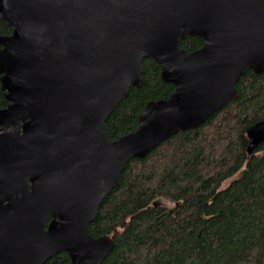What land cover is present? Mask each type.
Returning <instances> with one entry per match:
<instances>
[{"label":"water","instance_id":"water-1","mask_svg":"<svg viewBox=\"0 0 264 264\" xmlns=\"http://www.w3.org/2000/svg\"><path fill=\"white\" fill-rule=\"evenodd\" d=\"M0 264H101L113 249L88 225L129 160L200 126L264 72V0H0ZM185 36L201 39L193 51ZM173 86L115 140L105 122L142 61ZM246 153L264 120L246 129Z\"/></svg>","mask_w":264,"mask_h":264},{"label":"trees","instance_id":"trees-1","mask_svg":"<svg viewBox=\"0 0 264 264\" xmlns=\"http://www.w3.org/2000/svg\"><path fill=\"white\" fill-rule=\"evenodd\" d=\"M11 31L0 20V36ZM200 46L195 36L179 41L186 51ZM159 74L154 60L142 61L141 83L129 88L105 122L110 140L136 128L148 101L172 93ZM235 86L237 98L200 126L128 161L87 227L92 236L113 239L101 264H264V141L247 155L245 134L264 120V72L246 69ZM164 197L172 205L156 202ZM43 264L70 260L59 252Z\"/></svg>","mask_w":264,"mask_h":264},{"label":"rangeland","instance_id":"rangeland-1","mask_svg":"<svg viewBox=\"0 0 264 264\" xmlns=\"http://www.w3.org/2000/svg\"><path fill=\"white\" fill-rule=\"evenodd\" d=\"M228 182V181H227ZM226 182V183H227ZM225 183V184H226ZM224 184V185H225ZM156 202H158L159 204H161V205H164V206H170V205H172V202H171V200L169 199V198H167V197H164V198H158L157 200H156Z\"/></svg>","mask_w":264,"mask_h":264},{"label":"bare ground","instance_id":"bare-ground-1","mask_svg":"<svg viewBox=\"0 0 264 264\" xmlns=\"http://www.w3.org/2000/svg\"><path fill=\"white\" fill-rule=\"evenodd\" d=\"M164 141V140H163Z\"/></svg>","mask_w":264,"mask_h":264}]
</instances>
